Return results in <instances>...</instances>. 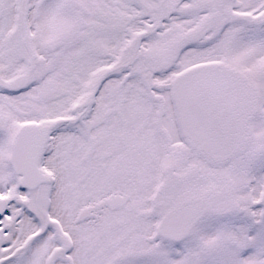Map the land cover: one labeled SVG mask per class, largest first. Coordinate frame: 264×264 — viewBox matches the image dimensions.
Listing matches in <instances>:
<instances>
[{
	"label": "snow or ice",
	"instance_id": "6c2138e0",
	"mask_svg": "<svg viewBox=\"0 0 264 264\" xmlns=\"http://www.w3.org/2000/svg\"><path fill=\"white\" fill-rule=\"evenodd\" d=\"M0 264H264V0H0Z\"/></svg>",
	"mask_w": 264,
	"mask_h": 264
}]
</instances>
